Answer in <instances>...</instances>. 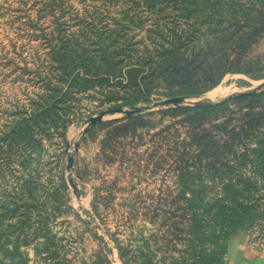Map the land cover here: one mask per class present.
Returning <instances> with one entry per match:
<instances>
[{
  "label": "rangeland",
  "instance_id": "374dc122",
  "mask_svg": "<svg viewBox=\"0 0 264 264\" xmlns=\"http://www.w3.org/2000/svg\"><path fill=\"white\" fill-rule=\"evenodd\" d=\"M260 82L264 0H0V264H92L100 247L112 264H172L190 211L225 196L255 217L224 264L264 255ZM198 102L224 105L197 117Z\"/></svg>",
  "mask_w": 264,
  "mask_h": 264
},
{
  "label": "trees",
  "instance_id": "16d2710c",
  "mask_svg": "<svg viewBox=\"0 0 264 264\" xmlns=\"http://www.w3.org/2000/svg\"><path fill=\"white\" fill-rule=\"evenodd\" d=\"M244 11H246V13L242 14V18L251 20L250 14L247 13L248 10L245 9ZM245 30L247 31L244 32V35L253 36V28L249 27ZM224 72L225 71L220 73L216 80L205 90H195L192 94H202L216 86ZM261 95L262 94H252L248 97L249 99H258ZM223 105L224 102L214 104L195 103L189 108V110L193 116L202 117L217 113ZM131 118L132 117L128 119ZM16 128L17 127L14 129ZM260 128L261 127H258V129L253 128V136L256 139V143L250 150V160L253 164L252 167L259 171V174L262 176L264 175V127H262V129ZM243 189L248 190V192L250 191L248 186H244ZM232 191L234 196L238 195L236 190ZM248 195L249 194L247 193L246 196ZM251 206V203H242L241 205H238V202L234 197L228 198L225 196L213 201H205L201 211H190V215L187 217V221L189 222L187 225L188 239L185 242L187 253L181 255L172 264H224L227 238L236 231L243 229L245 225H250L254 220L255 211ZM203 219H213L214 223L218 226V229H215V231L210 232L208 235V233L204 232L205 230H202L205 226V223H202ZM119 254L120 256H123L121 251H119ZM94 257L95 259L92 264H112L109 251L103 247H100L99 250L96 251ZM242 263L264 264V259L258 261L257 259H251L245 261L243 258H240L239 264ZM124 264H128L127 261L124 260Z\"/></svg>",
  "mask_w": 264,
  "mask_h": 264
},
{
  "label": "water",
  "instance_id": "95a60500",
  "mask_svg": "<svg viewBox=\"0 0 264 264\" xmlns=\"http://www.w3.org/2000/svg\"><path fill=\"white\" fill-rule=\"evenodd\" d=\"M264 86V82H260V83H257L256 84V88H260ZM179 97H173V98H169V99H166V100H163L160 102V104H176L178 101H179ZM198 103H203V102H198ZM139 111V108L138 107H132L131 109H127V110H124V109H121V108H116V109H109V110H105V111H102L100 113H98V115L94 116V117H91L89 119V125H92V124H95L96 122H98L100 120V118L103 116V115H107L109 113H122L124 116H129L133 113H136ZM88 129V126H86L84 128V132ZM78 147V143H75L74 145V150H76ZM72 167V155H70L68 157V164H67V168L70 170ZM73 189L75 190V187L73 186Z\"/></svg>",
  "mask_w": 264,
  "mask_h": 264
},
{
  "label": "bare ground",
  "instance_id": "6f19581e",
  "mask_svg": "<svg viewBox=\"0 0 264 264\" xmlns=\"http://www.w3.org/2000/svg\"><path fill=\"white\" fill-rule=\"evenodd\" d=\"M221 94H222V90H220L216 87V88L212 89L210 92H208L207 97L213 99L217 96H220ZM205 97H206V95H205Z\"/></svg>",
  "mask_w": 264,
  "mask_h": 264
},
{
  "label": "crops",
  "instance_id": "0c3cea01",
  "mask_svg": "<svg viewBox=\"0 0 264 264\" xmlns=\"http://www.w3.org/2000/svg\"><path fill=\"white\" fill-rule=\"evenodd\" d=\"M261 253V252H260ZM254 254V256H259L258 258H254V259H257V260H261L262 258H264V255H261V254H263V253H261V254ZM248 258V257H247ZM261 258V259H260ZM246 260V259H245ZM247 260H251V258L250 259H247Z\"/></svg>",
  "mask_w": 264,
  "mask_h": 264
}]
</instances>
